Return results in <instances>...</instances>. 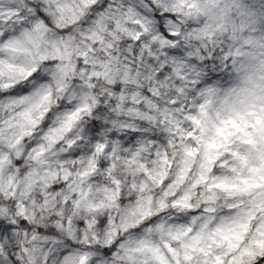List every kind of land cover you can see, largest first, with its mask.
Segmentation results:
<instances>
[{
	"label": "rangeland",
	"instance_id": "obj_1",
	"mask_svg": "<svg viewBox=\"0 0 264 264\" xmlns=\"http://www.w3.org/2000/svg\"><path fill=\"white\" fill-rule=\"evenodd\" d=\"M29 1L0 0V41L5 42L0 44L4 58L0 90L8 92L24 72L22 66H13L22 48L28 49L26 55L36 65H49L57 55L66 60V66H49L57 79L79 75L84 67L98 70L100 65V83L93 85L99 113L152 135L107 134L97 148L98 157L81 154L68 166L60 162L64 154L78 143L91 142L84 126L63 134L54 123L31 124L32 114L11 111L0 118V181L7 168L16 175L7 194L0 192V240L4 229L13 230L15 219L28 225L41 219L58 227L67 240L79 237L82 246L105 248V252H87L54 238L26 246L25 234L21 249L11 252L15 260L19 264H187L195 251L217 247L208 240L212 232L215 236L219 230L237 232L253 206L248 211H229V198L212 201L203 196L214 209L209 206L206 213L199 212L190 194L198 168L185 170V163L200 152L198 136L210 126L214 110L224 107L229 116L235 114L240 138L234 140V157L219 156L212 164L248 183L256 178L253 190L264 197V0H209L214 18L227 20L229 33L223 41H215L213 32L197 22L168 15L172 36L161 46L154 45L147 23L126 0H99L95 5L90 0ZM30 102L37 105L35 97ZM53 102L62 105L59 96ZM42 108L40 104L35 110ZM38 135L45 145L34 154L39 145L31 142ZM112 141L129 150L138 148L166 165L165 179L160 181L145 164L129 155L125 158L153 186L154 192L140 204L154 215L141 229L127 232L123 231L126 213L120 220H108L110 231L123 234V241L115 245L102 242L95 202L97 187L117 199L126 191L116 168L120 154L112 153L109 166L100 161ZM135 190L131 186L130 194ZM217 202L225 207L221 215ZM5 253L0 245V255Z\"/></svg>",
	"mask_w": 264,
	"mask_h": 264
},
{
	"label": "trees",
	"instance_id": "obj_2",
	"mask_svg": "<svg viewBox=\"0 0 264 264\" xmlns=\"http://www.w3.org/2000/svg\"><path fill=\"white\" fill-rule=\"evenodd\" d=\"M126 1L130 2L133 11L147 23L152 42L156 46H161L168 37L172 36L168 30V15L179 20L185 19L184 21L189 24L197 22L200 26L209 28L213 32L215 41L225 40L229 33L227 20L214 18L212 9L208 4L209 0ZM28 2L31 1L28 0ZM90 2L95 5L99 0H90ZM166 8L170 12L165 13L164 9ZM0 44L5 45L4 39L0 41ZM20 52L21 54L18 55L13 66H22L24 72L19 77L17 84L8 92L0 90V118L8 115L11 111L20 115L32 114L28 117L31 124L46 127L54 123L63 134L72 133L84 126V135L91 139L90 144L81 142L69 149L64 154V158L60 160L63 164L69 166L71 161L81 154H88L92 159L98 157L97 148L107 134L118 135L119 137L128 134L152 135L150 131L138 126L119 125L111 116L99 113L93 102L95 91L93 85L100 83L98 78L100 65H96L98 70L92 71L90 67H84L79 75L67 77L65 80L63 78L57 79L55 70L49 66H55L58 63L66 66L67 61L63 60L62 57L57 55L54 60H50L49 65H36L27 57V48H22ZM98 56L100 62L102 54L99 53ZM0 61H4V58H0ZM4 65L10 68L8 64L4 63ZM55 96H59L62 104L59 107L53 102ZM31 97L37 99L38 106L43 105L40 111L36 112L35 107L37 105H31ZM214 111L215 114L210 116V126L198 136L201 145L200 152L191 159L192 162L185 163V170L192 166L198 168L196 183L193 184L190 191L192 204L199 212L206 213L207 209H210V205L205 203V200L202 199L203 196L212 201H219L227 197L230 199V208H227L229 211H248L250 206H253V210L246 213L248 215L244 217L237 232L225 233L224 230H219L217 236L213 235L212 232L208 240L212 242L211 245L217 247H212V251H209L210 249L195 251L187 264H264V197L258 196L259 192L253 190V187L257 185L256 182H258L256 178L252 177L253 182L248 183L239 177L226 175L217 169L215 163L212 164L219 156L223 159L234 157L237 152V145L234 140L240 138V127L233 119L235 114L229 116L224 107L220 108L219 111ZM217 113L218 115H216ZM42 140V137L38 135L31 142H37L39 145L34 149V154L40 153V146L45 145ZM107 145L108 154L106 157L100 158L101 164L109 166L112 153L120 154L121 163L117 164L116 168L120 179L126 185V191L123 198L117 199L105 188L97 187L99 198L95 199V202L97 203L98 227L102 242L104 244L114 243L115 245L116 242L123 241L121 237L123 234L121 231H110L108 220L115 218L120 220L126 213L129 218L128 222L123 223V231L127 232L136 227L141 229L142 223L154 215V212L148 211V208L145 209L140 204L142 198L149 197L154 192L153 186L145 175L138 171L134 164L127 162L125 158L129 155L130 158L145 164L153 177L160 181L165 179L166 165L155 159L153 155L142 154L138 148L129 150V148L115 144L113 141ZM207 163L209 167H205ZM15 179L14 170L7 168L0 181V192L3 195L7 194ZM131 186L136 188L133 194H130ZM216 206L217 214L221 215L225 207L218 202ZM132 207L135 208L132 209ZM210 207L214 209V206ZM13 230L4 229L0 245L6 249V253L0 255V264H19L11 252L21 249V245L24 243L22 236L25 234H28L26 246L38 239L54 238L66 240L72 249L80 248L83 251L96 253L105 252V248L82 246V239L79 237L76 241L67 240L58 227L50 226L41 219H37L32 225H28L26 221L21 219H15ZM232 235L235 237L233 238ZM184 249L187 251L186 247Z\"/></svg>",
	"mask_w": 264,
	"mask_h": 264
}]
</instances>
